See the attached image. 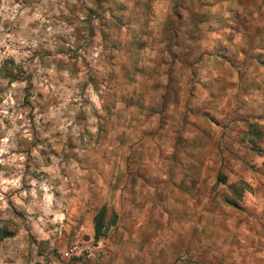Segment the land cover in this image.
I'll list each match as a JSON object with an SVG mask.
<instances>
[{"label":"clouds","instance_id":"obj_1","mask_svg":"<svg viewBox=\"0 0 264 264\" xmlns=\"http://www.w3.org/2000/svg\"><path fill=\"white\" fill-rule=\"evenodd\" d=\"M0 264H264V0H0Z\"/></svg>","mask_w":264,"mask_h":264}]
</instances>
